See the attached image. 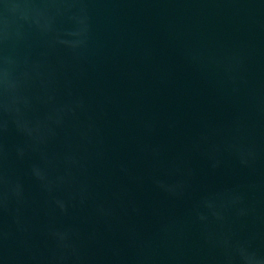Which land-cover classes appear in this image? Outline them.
Segmentation results:
<instances>
[{
  "label": "water",
  "instance_id": "95a60500",
  "mask_svg": "<svg viewBox=\"0 0 264 264\" xmlns=\"http://www.w3.org/2000/svg\"><path fill=\"white\" fill-rule=\"evenodd\" d=\"M0 264H264V0H0Z\"/></svg>",
  "mask_w": 264,
  "mask_h": 264
}]
</instances>
